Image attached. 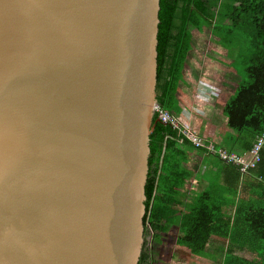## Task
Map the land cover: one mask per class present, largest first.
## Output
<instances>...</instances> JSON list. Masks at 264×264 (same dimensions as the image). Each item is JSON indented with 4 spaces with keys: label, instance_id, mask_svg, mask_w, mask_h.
<instances>
[{
    "label": "water",
    "instance_id": "water-1",
    "mask_svg": "<svg viewBox=\"0 0 264 264\" xmlns=\"http://www.w3.org/2000/svg\"><path fill=\"white\" fill-rule=\"evenodd\" d=\"M159 9L0 0V264H138Z\"/></svg>",
    "mask_w": 264,
    "mask_h": 264
},
{
    "label": "trees",
    "instance_id": "trees-1",
    "mask_svg": "<svg viewBox=\"0 0 264 264\" xmlns=\"http://www.w3.org/2000/svg\"><path fill=\"white\" fill-rule=\"evenodd\" d=\"M158 17L156 98L159 106L175 116L181 108L178 88L187 78L194 31L206 33L208 28L214 42L239 51L248 80L236 85L233 96L223 104V114L227 126L243 135L247 151L255 135L264 134V0H160ZM152 125L143 225L146 229L149 224L153 239L151 250L143 241L138 264L158 258L163 243L170 239L169 228L175 224L176 242L191 253H203L216 237L253 256L247 260L227 252L223 264H264V199L259 201L260 193L264 198V145L260 161L251 171L260 180L249 176L242 180L255 186L254 200L243 196L242 187L241 199L247 201L241 204L221 199L212 204L207 191L183 208L178 195L185 182L180 179L185 153L178 140L190 143L156 114ZM236 189L237 185L234 198ZM223 203L234 205L233 215L222 210Z\"/></svg>",
    "mask_w": 264,
    "mask_h": 264
},
{
    "label": "crops",
    "instance_id": "crops-1",
    "mask_svg": "<svg viewBox=\"0 0 264 264\" xmlns=\"http://www.w3.org/2000/svg\"><path fill=\"white\" fill-rule=\"evenodd\" d=\"M208 30V29H207ZM196 32V31H195ZM198 32L194 33L195 35ZM208 37L212 38L210 31ZM197 39L194 37V40ZM212 40V39H209ZM196 44L193 46L192 53L190 55L191 60L188 56V72L187 78H185L178 88V98L181 101V108H179V116H177L184 125L189 129L195 132V135L202 138L206 143H211L215 148L226 149L235 153H243L244 147H246V141L243 138V135L226 124V118L223 114V104L225 101H221V104L216 105H207L201 109V112L208 117V120L205 122V126L194 130V126L188 121L183 120L182 117L189 119L191 113L185 107V95L191 92L190 82L193 79H196L201 74H196L194 71V59L205 55L202 52L195 51ZM206 81V80H204ZM207 82V81H206ZM233 91L236 88V84L232 85ZM227 101V100H226ZM220 123V124H219ZM219 124V125H218ZM183 125V124H182ZM178 134L185 137L189 143L192 145V142L183 135L179 130ZM181 143V148L184 150L183 156V170L181 174V181L184 180V184L180 187V193L178 195L183 208L190 207L194 204L198 195L202 192L210 191L212 198H209L208 201L211 203L215 202H229L233 200L235 203L246 202V199H241L242 187H243V196L247 199L254 200L256 196L255 186L252 187L249 180H246L244 184L242 183L244 176H249L256 181H259L260 178L255 177L252 174V170H255L256 165L249 169L246 173L239 170L238 166L234 164L227 163L218 157L217 153L209 151L205 148H197L194 145L186 144L182 139L178 140ZM214 158V159H213ZM249 181V182H247ZM237 182V183H236ZM237 185L236 197L233 196V190ZM262 201L264 198L260 193ZM222 201H221V200ZM196 203V202H195ZM222 210L228 214L233 215L235 211L234 205L227 206L223 203ZM172 225L170 229V239L165 245L160 248V253L158 258L151 259L149 264H197L196 254L191 253L181 244L176 242V235L178 233V227ZM149 231V239L146 241V246L151 250L152 243V230L147 225ZM231 252L234 256L241 257L243 259L250 260L252 255L248 254L243 247H234L228 244L227 241H223L221 238H212L211 241L207 244L206 249L201 256L208 259L209 263L203 262V264H223V259L225 253Z\"/></svg>",
    "mask_w": 264,
    "mask_h": 264
},
{
    "label": "rangeland",
    "instance_id": "rangeland-1",
    "mask_svg": "<svg viewBox=\"0 0 264 264\" xmlns=\"http://www.w3.org/2000/svg\"><path fill=\"white\" fill-rule=\"evenodd\" d=\"M207 29L206 33L194 34V37L197 38L193 41V46L196 44L195 51H200L205 55L194 59L196 63H194L193 69L196 74L201 75L190 82L191 92L184 97L185 107L191 115L189 119L186 117H182V119L192 124L195 131L204 127L205 122L208 120L204 112H201L203 107L212 104L216 105L217 108V104H221V101H226L233 96L235 90L233 91L232 85L248 80L244 71L245 64L242 58L237 56L239 51L224 48L214 42L213 39L209 40L211 38L208 37ZM194 33L196 32L194 31ZM191 53L192 51L188 55L190 60L192 58L190 57ZM180 122L184 125L183 121L180 120ZM185 127L189 129L187 126ZM189 131L191 134H195L193 130L189 129ZM148 239L149 231L147 227L143 231V241H148ZM200 259L205 263H209L208 259L203 258L201 254H196L197 264H203Z\"/></svg>",
    "mask_w": 264,
    "mask_h": 264
},
{
    "label": "built area",
    "instance_id": "built-area-1",
    "mask_svg": "<svg viewBox=\"0 0 264 264\" xmlns=\"http://www.w3.org/2000/svg\"><path fill=\"white\" fill-rule=\"evenodd\" d=\"M154 114L157 115V119L171 125L174 129L179 130L185 135L195 147H205L207 150L217 153L218 157L223 161L238 166L242 172H247L253 168L260 161V150L264 145V134H257L254 137V141L250 148L243 153H235L226 149L215 148L211 143H206L202 138L195 134H191L177 116L170 111L163 109L159 105H155Z\"/></svg>",
    "mask_w": 264,
    "mask_h": 264
}]
</instances>
